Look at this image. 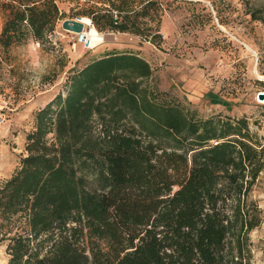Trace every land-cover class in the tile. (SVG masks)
Wrapping results in <instances>:
<instances>
[{"label": "trees", "instance_id": "1", "mask_svg": "<svg viewBox=\"0 0 264 264\" xmlns=\"http://www.w3.org/2000/svg\"><path fill=\"white\" fill-rule=\"evenodd\" d=\"M61 2L98 32L159 45V0H0V77L13 47L51 45ZM152 75L113 50L69 70L37 109L0 183L8 264H252L264 146L246 117L202 118Z\"/></svg>", "mask_w": 264, "mask_h": 264}, {"label": "rangeland", "instance_id": "2", "mask_svg": "<svg viewBox=\"0 0 264 264\" xmlns=\"http://www.w3.org/2000/svg\"><path fill=\"white\" fill-rule=\"evenodd\" d=\"M159 1L165 9L159 45L127 33L97 31L102 40L90 48L61 28L63 20L76 19L61 2L65 17L50 35V46L30 40L10 49L0 77V183L25 154L34 113L65 91L69 70L113 50L147 60L153 70L151 84L200 117H246L254 138L264 146V99L258 98L264 93V0ZM1 25L0 15V30ZM249 199L262 218L249 234L251 262L264 264V169ZM0 264H8L4 245Z\"/></svg>", "mask_w": 264, "mask_h": 264}, {"label": "water", "instance_id": "3", "mask_svg": "<svg viewBox=\"0 0 264 264\" xmlns=\"http://www.w3.org/2000/svg\"><path fill=\"white\" fill-rule=\"evenodd\" d=\"M61 28L68 32L81 33L85 29V25L82 22V18H76L75 20H63ZM259 99H264V93L258 95Z\"/></svg>", "mask_w": 264, "mask_h": 264}, {"label": "bare ground", "instance_id": "4", "mask_svg": "<svg viewBox=\"0 0 264 264\" xmlns=\"http://www.w3.org/2000/svg\"><path fill=\"white\" fill-rule=\"evenodd\" d=\"M82 22L85 26L88 27L86 34H87V42L86 45L90 48H93L96 46L98 42L102 40L101 35L95 30V28L92 26L91 21L86 18L82 17Z\"/></svg>", "mask_w": 264, "mask_h": 264}, {"label": "built area", "instance_id": "5", "mask_svg": "<svg viewBox=\"0 0 264 264\" xmlns=\"http://www.w3.org/2000/svg\"><path fill=\"white\" fill-rule=\"evenodd\" d=\"M74 34H75L78 42H80V43H86L87 42V34H86L85 30H83L81 33H74Z\"/></svg>", "mask_w": 264, "mask_h": 264}]
</instances>
